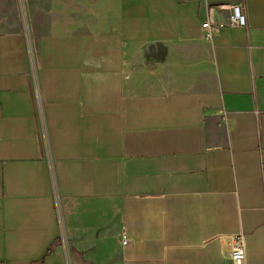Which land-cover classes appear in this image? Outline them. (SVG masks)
<instances>
[{
	"label": "crops",
	"instance_id": "1",
	"mask_svg": "<svg viewBox=\"0 0 264 264\" xmlns=\"http://www.w3.org/2000/svg\"><path fill=\"white\" fill-rule=\"evenodd\" d=\"M76 1L0 0V264H264V0Z\"/></svg>",
	"mask_w": 264,
	"mask_h": 264
},
{
	"label": "built area",
	"instance_id": "2",
	"mask_svg": "<svg viewBox=\"0 0 264 264\" xmlns=\"http://www.w3.org/2000/svg\"><path fill=\"white\" fill-rule=\"evenodd\" d=\"M218 9L221 13L228 17L227 23L213 24L210 21L209 13L207 12L205 21L202 24V29L204 30V38L211 41L213 39L214 32L219 27L230 26V27H240L248 28L247 16L243 4H220ZM32 77L34 93L38 103V109L40 110V121L42 135L45 140H47V130L44 121V116L42 114L41 100H40V90L38 86L37 74L35 72V67H32ZM123 244L127 243L126 237L123 239ZM232 259L235 264H245L246 262V237L243 233L238 234L233 242L232 249Z\"/></svg>",
	"mask_w": 264,
	"mask_h": 264
},
{
	"label": "rangeland",
	"instance_id": "3",
	"mask_svg": "<svg viewBox=\"0 0 264 264\" xmlns=\"http://www.w3.org/2000/svg\"><path fill=\"white\" fill-rule=\"evenodd\" d=\"M76 4H81L78 0L75 2V5ZM130 4V0H127V1H125V0H122V7L123 6H125V9H126V7H127V10H128V12H127V17H128V19H130V17L131 16H129L130 15V12H131V10H132V8H131V6L129 5ZM127 5H129V6H127Z\"/></svg>",
	"mask_w": 264,
	"mask_h": 264
}]
</instances>
